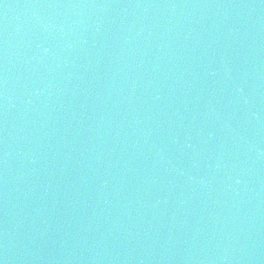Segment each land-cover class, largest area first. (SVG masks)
<instances>
[{"label":"water","instance_id":"water-1","mask_svg":"<svg viewBox=\"0 0 264 264\" xmlns=\"http://www.w3.org/2000/svg\"><path fill=\"white\" fill-rule=\"evenodd\" d=\"M0 264H264V25L2 200Z\"/></svg>","mask_w":264,"mask_h":264}]
</instances>
